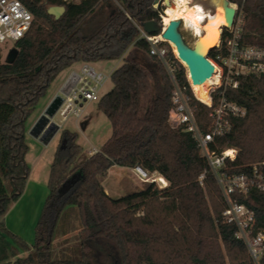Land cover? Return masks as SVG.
Returning <instances> with one entry per match:
<instances>
[{
	"label": "trees",
	"instance_id": "trees-1",
	"mask_svg": "<svg viewBox=\"0 0 264 264\" xmlns=\"http://www.w3.org/2000/svg\"><path fill=\"white\" fill-rule=\"evenodd\" d=\"M21 1L33 14L31 26L14 42L18 49L14 60L2 62L0 52V264H106L101 249L105 245L116 250L119 264H256L246 243L236 237L235 224L224 220L225 197L196 139L184 126L170 123L173 82L137 26L150 20L162 25L156 0ZM229 1L239 5L242 43L264 49V0ZM52 5L65 7L60 18L48 13ZM99 10L102 19L89 26ZM130 46L145 53L144 62L124 58L111 73L113 87L98 101L111 123L110 137L81 159L78 132L60 131L50 166L49 194L35 227V240L29 245L5 222L31 170L26 160L28 119L61 71L77 61L117 58ZM168 58L184 84L186 68L183 71L172 50ZM237 79L238 88H228L226 94L246 107L247 113L232 117V130L211 145L217 151L238 149L222 173L250 172L253 164L264 161V73ZM222 89L216 91V99ZM194 92L204 101L210 99L200 84L187 86L196 120L208 131L211 109L198 102ZM114 165L141 166L159 173L167 185L151 181L142 190L113 197L101 177ZM233 197L255 212V227L264 231V191L253 188L247 194L235 192ZM72 207L79 221L77 256L55 258L56 238L67 235L58 233V227ZM19 248L30 253L17 257ZM259 264H264V255Z\"/></svg>",
	"mask_w": 264,
	"mask_h": 264
},
{
	"label": "built area",
	"instance_id": "built-area-1",
	"mask_svg": "<svg viewBox=\"0 0 264 264\" xmlns=\"http://www.w3.org/2000/svg\"><path fill=\"white\" fill-rule=\"evenodd\" d=\"M170 1L174 2V0ZM156 2V7L161 6L159 12L162 23L161 31L150 34L143 26H137L141 36L150 43V53L161 59L173 82V107L170 110V123L174 127L184 126V129L191 132L196 139L200 151L208 160L211 171L225 197L227 207L223 211L224 220L235 224L237 227L236 237L246 243L252 259L256 264H259L264 255V231L257 230L255 227V212L245 203L236 200L233 194L235 192L247 194L253 188L264 191V161L253 164L250 172L222 173L221 169L226 165V161L234 160L237 157L238 149L224 148L217 151L211 145L216 137L225 135L232 130V117L246 115L247 108L230 100L226 91L228 88H238L237 76L264 73V49L242 43L243 18L238 7L233 24L221 27L220 39L209 52V59L212 58L210 60L215 66L214 73L219 70L222 77L220 83L215 84L210 91V103L200 102L194 92L198 102L211 109L209 112L212 120L210 128L208 131H203L190 105V97L186 93L187 86L192 87L191 81L185 75L184 84L177 78L176 68L168 58L169 51L174 52V50L170 42L162 36V32L167 26L164 15L169 5L166 4V0H156ZM207 11L209 12V10ZM32 20L33 14L21 0H0V45L8 41L14 43L22 38L29 30ZM179 20L181 21L180 29H182L183 19ZM193 36L195 35L193 34ZM165 42H168L170 47ZM211 52L214 54L212 57H210ZM174 54L178 58L175 52ZM90 63L82 62L80 71L72 70L64 82L61 89L63 102L57 110L63 117H66L71 111L78 113L80 101H99L101 98L100 91L111 74L97 71ZM222 87L223 89L218 93V99H216L215 93ZM134 169L143 181L149 179L150 182L155 181L159 186L167 185L166 179L160 174L149 173L141 166H136ZM204 178L205 173H202L199 176L201 184H203Z\"/></svg>",
	"mask_w": 264,
	"mask_h": 264
},
{
	"label": "rangeland",
	"instance_id": "rangeland-1",
	"mask_svg": "<svg viewBox=\"0 0 264 264\" xmlns=\"http://www.w3.org/2000/svg\"><path fill=\"white\" fill-rule=\"evenodd\" d=\"M218 0H192L203 5V7L210 12H214L217 9ZM239 7L237 3H233ZM211 12V13H212ZM103 17L102 10L97 11L96 15L90 21L89 26L93 23L100 21ZM182 34L185 41L189 45H194L195 37L191 31H185L182 27ZM15 45L12 41H8L0 45L1 61L5 62L8 58L9 51L14 48ZM173 47V45H172ZM174 50V47H173ZM175 51V50H174ZM176 53V52H175ZM209 51L207 52V54ZM177 54V53H176ZM209 55V54H208ZM145 53L134 46H130L123 55L107 60H100L97 62H91L90 64L94 66L97 71H101L106 74H111L113 70L118 68L124 62V58L137 59L144 62ZM212 60V58H210ZM182 63V62H181ZM82 62L77 61L72 66L63 70L53 83L48 88L47 93L40 97L36 110L33 112L35 115L40 111L45 110V106L54 94H63L62 86L66 81L72 70L76 69L80 71ZM183 71L186 66L184 63ZM187 70V68H186ZM185 75V73H184ZM204 92L208 90L207 88L200 85ZM113 87V82L111 77L106 81L102 87L100 94L103 95L108 92ZM210 89V88H209ZM83 106L78 105V113L71 111L66 117L57 111L54 118L58 125L62 128H69L71 130L78 132V142L82 145L83 151L81 154V159L90 155V153L96 149L100 148L102 144L110 137L112 134L111 123L108 117L103 113L98 107V101H80ZM33 116V118L35 117ZM28 119V125L32 122ZM31 130V129H30ZM27 135L28 142L32 139L31 131ZM32 135V136H31ZM60 134L55 135L50 142L45 147V161L40 160L37 155L38 148L32 143V150L27 154V161L32 167L33 171L28 178L25 189L18 200L13 201L5 215V222L7 226H12L9 229L13 232L21 235L28 243H32L35 240V227L41 216L46 198L49 194L48 179L50 164L53 161V151L59 142ZM43 157V159H44ZM51 161V162H50ZM46 162V164H45ZM102 184L107 188L108 193L113 197H121L127 195L134 191H139L147 187L150 182L149 179L143 181L138 175L130 171L126 166L114 165L110 170L108 177H101ZM79 225L78 212L76 207L64 212L62 219L58 227V233L67 232V235H60L56 238L54 242L53 254L55 258L64 257H76L75 247L78 245V235L77 227ZM20 231V232H19ZM30 239V242L28 241ZM103 251V259L106 264H119L117 252L112 246H101Z\"/></svg>",
	"mask_w": 264,
	"mask_h": 264
},
{
	"label": "water",
	"instance_id": "water-1",
	"mask_svg": "<svg viewBox=\"0 0 264 264\" xmlns=\"http://www.w3.org/2000/svg\"><path fill=\"white\" fill-rule=\"evenodd\" d=\"M170 0H166V4H170ZM157 4V2H156ZM229 0H218L217 7L222 6L225 12V17L231 21V25L238 12V6L233 8ZM65 12V7L61 5H52L48 8V13L60 18ZM181 21L179 19H173L167 24L166 28L162 32V36L168 41L173 42L176 45L178 51V58L182 63H186L190 72L191 82L194 84L203 83L210 78L215 66L209 59V53L198 56L194 45H189L182 34L180 29ZM224 25V26H231ZM144 29L150 34H156L161 31V26L155 20L147 21L143 24ZM187 31V30H185ZM212 48V47H211ZM211 48L208 50L210 52ZM18 54L17 48H12L8 53V59L14 60ZM63 102L62 96L55 97L52 102L46 107L42 114L38 117L36 122L31 128V134L39 138L43 142L49 141L59 130V125L55 122L54 116L57 113L60 105ZM69 181L64 185L63 191L69 188Z\"/></svg>",
	"mask_w": 264,
	"mask_h": 264
},
{
	"label": "bare ground",
	"instance_id": "bare-ground-1",
	"mask_svg": "<svg viewBox=\"0 0 264 264\" xmlns=\"http://www.w3.org/2000/svg\"><path fill=\"white\" fill-rule=\"evenodd\" d=\"M231 6L233 8L237 7L235 4H231ZM211 12L205 10L200 3H192V0H174L173 3L169 4L165 12V24H169L173 19H183V28L187 31H191V33L195 35L194 47L198 56L205 55L208 50L219 41L221 27L223 25H231V21L225 17V12L222 6H218L214 12ZM169 42L171 46L173 45L174 52L178 55L176 45L171 41ZM184 65L187 68V78L191 81L188 66L186 63H184ZM221 78L220 71L216 70L210 78L203 83H199L208 89L204 92L205 97H209L210 99V91L212 87L215 84L220 83ZM193 84L194 83L191 82V85ZM198 99L205 104L210 103V100L207 102L200 98Z\"/></svg>",
	"mask_w": 264,
	"mask_h": 264
},
{
	"label": "crops",
	"instance_id": "crops-1",
	"mask_svg": "<svg viewBox=\"0 0 264 264\" xmlns=\"http://www.w3.org/2000/svg\"><path fill=\"white\" fill-rule=\"evenodd\" d=\"M67 69V68H66ZM65 70V69H64ZM62 72V71H61ZM60 72V73H61ZM59 73V74H60ZM57 78V77H56ZM67 79V78H66ZM53 83V82H52ZM51 83V84H52ZM50 87V86H49ZM48 91V90H47ZM57 96H62V94H54L51 98H50V100L48 101V103L46 104V106H45V108L52 102V100L55 98V97H57ZM80 106H83V104L82 103H80ZM44 111V110H43ZM43 111H40L39 113H37V115H35L34 113L31 115V117H32V122L28 125V121H27V134H26V140H27V143H28V145H29V149H28V152H30L31 150H32V145H31V143L34 145V146H36L37 148H38V150L36 151L37 152V155H38V157H39V159L40 160H43V162L45 161V150H44V148H42L43 146L42 145H44L45 144V147L47 146V144L50 142V140L55 136V135H59L60 134V131L63 129H61V127H60V125H59V130L57 131V133L49 140V141H47V142H43V141H41L39 138H37V137H35V136H32V139H31V142H30V140H29V142H28V138H27V135H29L28 134V132L30 131V129L32 128V126L34 125V123L36 122V120L38 119V117L42 114V112ZM35 115V117L33 118V116ZM31 117L29 118V119H31ZM54 120H55V118H54ZM55 122L57 123V121L55 120ZM58 124V123H57ZM44 143V144H43ZM57 147V146H56ZM99 148H96V149H94L90 154H92L93 152H95V151H97ZM55 150H56V148L54 149V151H53V158H54V154H55ZM28 152H27V154H28ZM27 154H26V157H27ZM43 157H44V159H43ZM26 160H27V158H26ZM28 162V161H27ZM51 162V161H50ZM52 163V162H51ZM51 163H49L50 164V166H51ZM45 164H46V162H45ZM31 168V170H30V174H31V172L33 171V169H32V167H30ZM128 169H130V171H132L133 173H135L136 175H137V173H136V171H135V169H134V167H127ZM112 169V167L110 168V170ZM110 170H109V172H108V174L106 175V177H108V175H109V173H110ZM50 172V171H49ZM30 174H29V177H30ZM156 175H158L159 173H155ZM28 177V178H29ZM48 178H49V176H48ZM29 181V180H28ZM27 181V182H28ZM48 181V179L45 181V182H47ZM104 185V184H103ZM105 187V186H104ZM105 190L107 191V193H108V190H107V188L105 187ZM109 194V193H108ZM19 199V198H18ZM17 199V200H18ZM8 228H12V226H7ZM12 231V230H11ZM13 232V231H12ZM20 232V231H19ZM13 233H15V232H13ZM15 234H17V233H15ZM18 236H20L21 238H23L21 235H19V234H17ZM24 239V238H23ZM25 240V239H24ZM26 241V240H25ZM29 242H30V239L28 240ZM27 242V241H26ZM28 243V242H27ZM29 245H32L33 244V242L32 243H28ZM30 253V251H27V250H23L22 248H19V253H18V255H17V257L19 256V257H25V256H27L28 254ZM16 258V256L15 257H13V259H15Z\"/></svg>",
	"mask_w": 264,
	"mask_h": 264
}]
</instances>
